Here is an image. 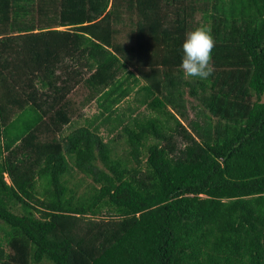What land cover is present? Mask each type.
<instances>
[{"label": "trees", "instance_id": "16d2710c", "mask_svg": "<svg viewBox=\"0 0 264 264\" xmlns=\"http://www.w3.org/2000/svg\"><path fill=\"white\" fill-rule=\"evenodd\" d=\"M0 264H264V0H0Z\"/></svg>", "mask_w": 264, "mask_h": 264}, {"label": "clouds", "instance_id": "9594fccd", "mask_svg": "<svg viewBox=\"0 0 264 264\" xmlns=\"http://www.w3.org/2000/svg\"><path fill=\"white\" fill-rule=\"evenodd\" d=\"M216 45L211 26L200 24L189 31L182 42L180 68L185 78L209 79L215 71L212 54Z\"/></svg>", "mask_w": 264, "mask_h": 264}, {"label": "rangeland", "instance_id": "374dc122", "mask_svg": "<svg viewBox=\"0 0 264 264\" xmlns=\"http://www.w3.org/2000/svg\"><path fill=\"white\" fill-rule=\"evenodd\" d=\"M61 29H62V27H60ZM64 29V28H63ZM76 89V88H75ZM74 89V90H75ZM74 93H77V94H75L76 95V97H74L73 99L75 100V102L77 103V105H79L80 103V101H82L83 99H84V97H85V95H86V90L84 89V88H82V87H80L79 89H77ZM131 96H130V98H127V99H125V100H123L120 104H119V106L121 107V108H123V109H126V107L128 106V105H131V106H133V103L131 102ZM190 101H193V100H190ZM192 103H195L194 101L192 102ZM187 113H188V118L189 119H196L197 120V117L195 116V114H194V112L190 109V107H188V104H187ZM144 113H147V111H145V110H143V108H140ZM128 111V110H127ZM82 112H83V114H84V116L85 117H92V115H95V114H97V107H96V104H95V102H90L89 104H87L86 106H84L83 107V109H82ZM83 119L84 118H82V119H80L79 120V123L80 124H83ZM184 123H185V125H187V123H186V121H184ZM67 130H66V132H69V131H71V128H66ZM101 134H103V136H104V138H108V136H106V134H105V132L104 131H101ZM116 146H117V148H118V150H119V152H125V150L127 149V145L123 142V140L122 139H118L117 141H116ZM84 185H85V183H84ZM81 188H84V186H79V189H81Z\"/></svg>", "mask_w": 264, "mask_h": 264}]
</instances>
